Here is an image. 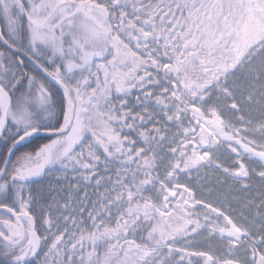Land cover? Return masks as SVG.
<instances>
[{
  "label": "snow or ice",
  "instance_id": "snow-or-ice-1",
  "mask_svg": "<svg viewBox=\"0 0 264 264\" xmlns=\"http://www.w3.org/2000/svg\"><path fill=\"white\" fill-rule=\"evenodd\" d=\"M0 264H264V0H0Z\"/></svg>",
  "mask_w": 264,
  "mask_h": 264
}]
</instances>
